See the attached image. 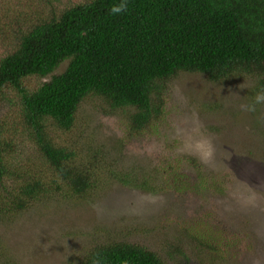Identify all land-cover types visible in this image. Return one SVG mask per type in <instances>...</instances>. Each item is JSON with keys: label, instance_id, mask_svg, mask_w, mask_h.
I'll list each match as a JSON object with an SVG mask.
<instances>
[{"label": "trees", "instance_id": "obj_1", "mask_svg": "<svg viewBox=\"0 0 264 264\" xmlns=\"http://www.w3.org/2000/svg\"><path fill=\"white\" fill-rule=\"evenodd\" d=\"M118 3L0 0V44L6 46L0 53L3 222L38 204L87 199L94 190L91 171L79 166L78 153L46 133L49 124L73 130L80 107L94 97L108 106L107 115L119 113L127 125L113 144L119 151L127 140L148 136L149 150L141 154L149 166L142 175L133 169L128 184L153 195L190 193L203 182L211 195L228 190L227 174L204 173L178 142L162 146L170 82L180 73H199L211 83L251 76L257 82L251 91L264 90V0H128L124 13L110 14ZM35 152L42 158L38 162L31 158ZM189 168L197 175L194 188ZM164 222L171 223L166 212L159 226L166 228ZM169 233L168 248L166 238L153 248L112 230L76 249L66 264H195L186 254L187 243L192 252L197 248L201 264L233 261L207 218L177 219ZM246 249L256 248L248 244ZM12 255L0 239V264L11 263Z\"/></svg>", "mask_w": 264, "mask_h": 264}, {"label": "rangeland", "instance_id": "obj_2", "mask_svg": "<svg viewBox=\"0 0 264 264\" xmlns=\"http://www.w3.org/2000/svg\"><path fill=\"white\" fill-rule=\"evenodd\" d=\"M5 47L0 44V53ZM66 65L61 64L58 72ZM170 83L172 95L166 106L169 116L165 134L160 135L162 146L178 142L184 153L202 164L204 173L227 174L228 190L211 195L203 182L190 193L168 190L153 195L128 184L133 169L142 175L149 166L148 158L141 154L143 148L149 150L148 136L127 140L124 151H119L113 144L125 134L126 123L119 113L107 115L109 108L101 100L90 98L80 107L73 130L49 124L46 133L78 153L79 166L91 171L94 190L87 199L31 204L33 208L12 221L0 220L1 242L13 253L11 263L4 264H15L16 257L18 264H66L76 249L95 238L102 240L112 230L153 248L164 244L166 238L168 248L169 231L177 219L189 223L201 218L209 220L216 240L227 247L233 257L229 264H264V104L257 105L255 112L240 108L253 102L257 92L251 89L257 82L251 76H236L211 83L199 73H180ZM195 128L214 146V155L207 162L189 150L198 135ZM31 158L37 162L42 159L36 152ZM187 171L194 188L197 175L191 168ZM50 172L45 171L43 178ZM165 212L171 216V223L164 222L167 227L163 228L159 221ZM248 244L256 249L247 251ZM193 248L187 243L186 254L201 264L197 248L192 252ZM161 252L165 254L166 249ZM176 259L180 262L182 258Z\"/></svg>", "mask_w": 264, "mask_h": 264}, {"label": "clouds", "instance_id": "obj_3", "mask_svg": "<svg viewBox=\"0 0 264 264\" xmlns=\"http://www.w3.org/2000/svg\"><path fill=\"white\" fill-rule=\"evenodd\" d=\"M128 8V0H120V3L113 4L109 9L110 14L118 15L124 13ZM259 104H264V90L257 92L254 97V102L249 104H241L240 108L245 112H255L256 106ZM197 133V138L189 146L191 154L197 156L202 162H207L210 160L215 152L212 141L202 135H199L200 129H193Z\"/></svg>", "mask_w": 264, "mask_h": 264}]
</instances>
